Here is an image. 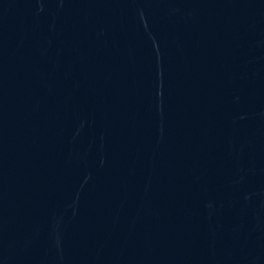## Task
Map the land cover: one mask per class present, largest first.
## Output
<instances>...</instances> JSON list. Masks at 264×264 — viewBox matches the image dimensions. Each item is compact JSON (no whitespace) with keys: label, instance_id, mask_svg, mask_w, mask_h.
<instances>
[{"label":"water","instance_id":"water-1","mask_svg":"<svg viewBox=\"0 0 264 264\" xmlns=\"http://www.w3.org/2000/svg\"><path fill=\"white\" fill-rule=\"evenodd\" d=\"M0 264H264V0H0Z\"/></svg>","mask_w":264,"mask_h":264}]
</instances>
